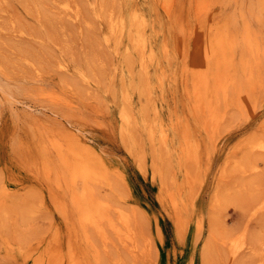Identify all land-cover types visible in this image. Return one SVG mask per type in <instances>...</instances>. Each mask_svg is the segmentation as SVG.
<instances>
[{"label": "rangeland", "instance_id": "obj_1", "mask_svg": "<svg viewBox=\"0 0 264 264\" xmlns=\"http://www.w3.org/2000/svg\"><path fill=\"white\" fill-rule=\"evenodd\" d=\"M166 1L0 0V264H264V153L249 148L264 142V0ZM219 26L234 84L213 130L191 73ZM66 131L100 157L108 183L89 186L132 217V243L82 230Z\"/></svg>", "mask_w": 264, "mask_h": 264}, {"label": "bare ground", "instance_id": "obj_2", "mask_svg": "<svg viewBox=\"0 0 264 264\" xmlns=\"http://www.w3.org/2000/svg\"><path fill=\"white\" fill-rule=\"evenodd\" d=\"M194 1L197 4L198 11L205 10V8H207L206 7L207 4L209 3V0H194ZM168 4H169V0L166 1V6H169ZM66 8L71 9V7L68 5H66ZM110 19L111 21L109 20L108 21L110 22L111 32L113 33H117V31L123 32V30L126 27L125 18L121 17L119 20H114L113 18H110ZM132 21H134L135 25L137 26L136 27L137 37L135 38L137 47L144 52V49L146 47V41L144 39V33H142L143 32L142 30L145 28V23L143 20L140 21L136 14ZM221 28L220 26L217 28H213V29L212 27L210 28L209 32L211 33L208 36L205 47L203 48L204 49L203 56L197 60L195 71L191 73V74H194V95L193 94L192 95L196 103L197 112L202 111L204 113L209 114L210 119L214 126L213 130L217 129L216 125L221 121L220 117L217 115V112H216V103L217 102L220 103L221 100L217 102L216 100H218L217 99L218 96L220 97L222 93L224 94L226 93L227 89L234 81L233 80L234 78L232 77V74H231L232 69H233V61L232 59L228 58L229 50L232 48V45H233V41H232L233 38L231 39V36H230L231 34L229 35V32L227 29L221 30ZM245 36H246L245 40L247 42L246 45L248 44L247 46L250 48V50L252 52L258 51L259 44H260L258 43L259 41L256 40L253 36H251L249 31L246 33ZM258 63L260 64L261 62H258ZM245 65H248V64H245ZM224 94H222V97ZM226 95L228 97V92ZM225 97L226 96L224 95V98ZM126 99H129V98H126ZM50 100L53 101L54 103L61 102V98L58 95L56 96L54 94L50 95ZM122 118L125 124H129L130 120L132 119L130 113L126 110L122 111ZM149 129H150L149 137L153 141L155 132L153 130V127ZM129 134L127 135L124 134V135L132 140L133 136H129ZM62 136L64 140L66 141V144H58L59 153L63 160L64 165L67 167L70 173L72 184L75 185L78 181H82L83 185L87 184V186H84L83 190L80 193H75L74 196L72 194V198H73L72 204L74 205L75 211L78 214L79 223L81 225L82 230L87 235L88 228H92L93 231L99 234L103 239H106L107 237L106 232L109 231L108 229H110L113 232H116L119 235V237L123 238L124 240H127L126 242L130 243V241L132 240L131 241L132 243L134 241L132 239L134 238L132 237L133 233H131L132 232L131 223H133L132 217L130 218L129 215H127L128 213L126 214L124 211L119 210L118 217H117L118 219L115 221L114 215L112 216V213H111L113 205L111 206L110 204L113 201H110L109 203L108 201H104L102 198L101 199L96 198V196L94 195V189L92 188L93 186L92 187L89 186V183L90 184L97 183V181H103V182L108 183V177H107L108 175L106 176V173L103 174V172L100 171V168L103 166V164L97 152H95L92 146L87 141H85L81 136H78L74 133H70L69 131L64 132ZM162 138L164 141L167 140L165 134L162 135ZM249 148L254 153L259 152L260 154H262L264 153V142L258 141V142L252 143ZM253 166L254 165H252V167ZM114 210L115 209H113V211ZM87 237L89 238V236Z\"/></svg>", "mask_w": 264, "mask_h": 264}]
</instances>
